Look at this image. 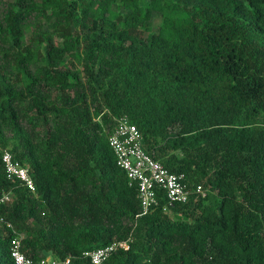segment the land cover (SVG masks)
Wrapping results in <instances>:
<instances>
[{
	"label": "trees",
	"instance_id": "1",
	"mask_svg": "<svg viewBox=\"0 0 264 264\" xmlns=\"http://www.w3.org/2000/svg\"><path fill=\"white\" fill-rule=\"evenodd\" d=\"M121 116L205 193L157 188L143 212L109 142ZM4 192L0 264L15 234L35 264L121 240L105 264H264V0H0Z\"/></svg>",
	"mask_w": 264,
	"mask_h": 264
},
{
	"label": "built area",
	"instance_id": "2",
	"mask_svg": "<svg viewBox=\"0 0 264 264\" xmlns=\"http://www.w3.org/2000/svg\"><path fill=\"white\" fill-rule=\"evenodd\" d=\"M109 142L115 151L118 165L126 171L130 182L138 186L143 212H147L157 203V188L165 190L168 204L186 202L192 192L205 193L203 184L192 185L188 182L185 172L171 171L161 161L147 153L142 146V134L139 128L130 122L127 116L117 119V125L109 137ZM2 160L8 178H17L29 189L35 190V182L29 168L15 159L9 149L3 150ZM10 199V192L0 195V203L8 202ZM166 207L168 206H165V209ZM8 225L12 227L11 224ZM120 246L128 248V241H113L86 251L85 255L90 257L91 264H105L110 254ZM11 255L15 264H35V261L23 251L20 235L15 234L11 238ZM69 261L70 258H67L62 263ZM58 263V260L46 257L38 264Z\"/></svg>",
	"mask_w": 264,
	"mask_h": 264
},
{
	"label": "rangeland",
	"instance_id": "3",
	"mask_svg": "<svg viewBox=\"0 0 264 264\" xmlns=\"http://www.w3.org/2000/svg\"><path fill=\"white\" fill-rule=\"evenodd\" d=\"M154 23H159V18H155Z\"/></svg>",
	"mask_w": 264,
	"mask_h": 264
}]
</instances>
